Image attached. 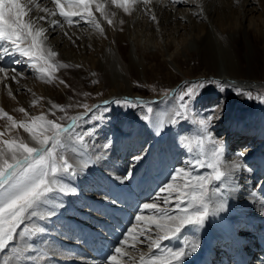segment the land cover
Returning a JSON list of instances; mask_svg holds the SVG:
<instances>
[{"label":"bare ground","instance_id":"bare-ground-1","mask_svg":"<svg viewBox=\"0 0 264 264\" xmlns=\"http://www.w3.org/2000/svg\"><path fill=\"white\" fill-rule=\"evenodd\" d=\"M218 1L220 0H160L159 2L158 0H147V2L145 0H130L127 5L130 12L125 13L123 8L116 7L112 0H95L90 9L93 16L87 19L99 23L100 29L89 23H87V27L77 29L76 26H85L86 22L81 20L78 24L69 25L63 17L59 16L52 0H30L28 7L31 9L30 18L35 21L34 30L41 28L45 30V36L42 37L43 55L53 65V68L50 77L41 79L42 74L38 73L25 57L19 54L13 55L10 52L0 57V64L4 68L15 70V72H8L7 76L0 73L1 104L9 116H12L18 124L27 120L31 121L32 118L41 115L50 120L54 112L61 109L60 103L63 102L68 106L75 102L80 104L86 101L87 84L90 78L93 79L91 70L105 84L116 86V90L112 94L107 93L104 98L102 96L100 99L102 103L105 99H109V95L116 98L124 99L127 97L133 101H142L146 96L133 90L132 75L140 76L143 73L145 77H148L149 70L146 63L144 64V60L147 62L152 58L158 61V55L163 49L158 48L156 51L150 50L149 52L146 48L143 51L140 41L132 39L129 32L131 33L142 25L153 32L159 26L172 34L188 29L190 23V29L194 33L188 44L186 38L178 40L177 43L171 40L166 43L168 51L173 46H177L174 47L175 51L173 50L175 53H171L170 56L177 57L175 61L178 62V68H180L183 76L189 75H185L183 63L180 62L179 56L186 53L190 61L193 57L199 56L205 66L203 68L207 74L206 77L221 80V82L231 87H237L239 90H250L256 96V91L264 89L260 75L258 76L259 72L262 74L264 63L257 64L254 62L255 59L251 61L249 59L251 52L244 51L241 48V42L244 43L245 37L250 36L252 43L261 42L264 44V23L257 20L259 22H255L253 26L252 20L246 18V14L255 12L257 9L264 11V0H237L241 5V12L244 11V15L241 16L243 19L240 18L239 24L235 25L231 24L229 20L230 7L226 8V5L229 4L223 5ZM63 2L67 10L68 0H63ZM181 2L189 6L188 14L187 9L184 10V13L178 11ZM199 2H201L202 8H200ZM95 3L105 5L106 15L95 10ZM41 8L50 9L57 14L47 15L40 10ZM202 10H206V15L204 12L201 13ZM36 13L38 16L35 17ZM178 13L182 15L178 16ZM154 15L155 20L152 19ZM42 16L45 17L43 21L38 19ZM185 16L189 19L184 24L187 20ZM50 17H55V21L63 26L53 27V24L49 22ZM72 19L79 20L80 18L73 17ZM109 19L112 21L111 24L108 23ZM244 19L246 20L245 23ZM56 28L57 32H55ZM83 28L92 30V32H88L89 35L95 34L97 36L95 37L96 43H94L96 48L89 47V44L83 46L81 42L85 34L84 31V33L81 32ZM75 30H78L77 37H80L81 40L78 42L76 37V43L71 39L76 35L71 34L69 36V33ZM98 32L100 34L105 33L104 37L100 38L101 35ZM22 46L28 47L30 42H25ZM85 50H90V52L85 54ZM49 51L54 52L55 56L49 58L47 55ZM141 53L144 55L142 60H140ZM81 54L85 59L81 57ZM80 57L82 60L79 59ZM157 64L163 67L161 73L165 67L170 76V84L174 89L183 83L184 78L181 73L167 67L168 63H160L159 61ZM246 64L248 65L246 66ZM27 73L29 76H26ZM13 76L16 77L15 80L12 79ZM49 78L51 82H47ZM71 79L78 82L83 97L80 95L81 92L77 91L78 88L74 89L69 86ZM61 81L66 83L65 86L62 85L64 83ZM257 96L259 97V95ZM167 101V96H159L149 114V119H145L146 123L144 124L147 127L145 130H147L148 137L152 138V141L147 152L139 156L142 159L138 160L136 159L138 156L132 155L138 147L129 146L126 149L125 156L131 161L130 164L122 160L116 161V158L109 161L108 157L110 155L116 157L117 142H120L121 139L124 141L130 131L134 130V126L127 122L128 119L135 118L136 120L142 114L139 110H132L134 112L131 113L124 112L121 117L115 111L113 112L112 117L118 119L120 123L117 127H112L111 131L114 134H111V139L114 140L108 144L106 149L99 147H106L104 144L96 145L93 143L97 149L94 152V150L86 149L77 139L69 138L67 133L63 134L62 138L70 149L69 159L76 174L65 175L60 179L68 186L74 187L75 193H53L55 198L43 205L39 211L43 213L55 208V215L44 220L37 216L21 225L17 231L20 232L27 228L31 237L29 238L27 234L18 235L12 242L13 246L17 248V252H12V247L5 249L1 253L0 264H102L107 253L114 250L115 244H117L115 247L123 246L122 252L127 249L126 254L121 259V264H125V262L127 264H141V254L147 257L154 252L161 256L162 260L167 261L170 256L169 249L179 250L181 247H190L193 242L198 244L197 250L184 256L181 264H236L238 258L232 257L229 254V249L233 247V242L238 240L234 231H238L237 228L240 225L248 226L251 234H247L246 231L247 235L239 238V241L253 248V251L260 252L258 249L261 250L264 244V204L261 207L264 201V185L260 184L257 189L253 188L254 180L248 168L257 167L260 164V169H264V156L258 154V148L254 145L261 139V143H259L263 146L260 149L264 148V109L258 111L249 104H240L238 100H234L226 107V114L231 115L233 120L226 119L222 127L216 132L220 133L217 142L223 146L224 153L234 145L239 147L237 151L232 152V156L223 159L225 167L239 165L237 168H232L230 180L221 185L224 192L222 197L224 209L215 216L209 217L204 227L185 226L177 238L162 241L160 249L153 248L150 250L147 243H137L135 245L136 250L132 251L130 248L131 241L125 242L122 239L127 235L126 231L130 228H135L137 231L145 229L147 220L141 222L134 220L132 225L130 222L133 217L139 214L138 210L140 209L146 215L151 214L149 210L143 209V204L151 202L153 198L161 194L163 186L166 188L168 183L173 182L170 177L174 175V170L188 167L190 161H194L202 155V152H207L210 149L209 141L204 134H200L198 131H195L194 137L198 140L204 137L203 149L199 145L191 148L187 143L189 132L188 125L185 123L189 117L177 118L178 122L173 124L174 113L178 105L172 108L168 107L164 105ZM96 103L98 104L99 101L97 100ZM22 108L25 109L24 114L20 111ZM72 113L74 115L69 117L70 120L75 117H84L87 111L78 109ZM242 123H245L242 127L247 129L249 133L236 135V127H240ZM251 126L257 127L256 132L251 130ZM157 129H160L159 134H157ZM15 130V136L21 137V140L22 137H25L31 145L34 144L29 132L20 127H16ZM14 138L16 139V137ZM247 139L250 140L252 146L243 150L242 146L244 143L247 144ZM124 150L125 147H123ZM241 152L244 153L242 158L239 156ZM86 161L88 163H85ZM193 171L194 174L208 176L211 170L206 169L205 171L203 168H196ZM139 173L140 181L137 180L138 183H136L139 185L140 182V187L143 190L137 196L134 193L129 195L124 188H129L136 193L137 187H132L131 183L134 182L135 176L138 177ZM105 176L108 177L107 180L104 179ZM125 176H130V178L120 179ZM176 183L183 185L186 183V178L178 177ZM58 187L59 185H57ZM177 191L179 189L174 190L172 195H176ZM105 196L109 199H105ZM209 196L212 206H215L221 199L211 192ZM140 197L145 201L142 206H140ZM61 201L63 207H56ZM248 204L253 205V209L246 212L241 208V205ZM249 217H252L250 222ZM37 227L44 229V231L36 233ZM151 235L153 239L157 236V231L154 228L151 230ZM252 235L260 236L258 245L254 244L256 238L252 239ZM29 244L32 245L31 248L28 247ZM251 245L253 246L251 247ZM211 246L221 247L220 250L223 254H219L218 251L216 252L215 249L211 248L213 253H217L214 256L215 254H212L211 251L208 252ZM40 253L46 257H41ZM253 256L250 255L247 260ZM32 257H39L40 260H34ZM220 257L222 260L219 259ZM240 259L243 258L240 257ZM87 260L92 262L88 263ZM258 264H264V261Z\"/></svg>","mask_w":264,"mask_h":264},{"label":"snow or ice","instance_id":"snow-or-ice-1","mask_svg":"<svg viewBox=\"0 0 264 264\" xmlns=\"http://www.w3.org/2000/svg\"><path fill=\"white\" fill-rule=\"evenodd\" d=\"M30 0H0V57L8 54H19L25 57L33 65L38 73H41V79L50 77L53 65L44 58L42 49V37L45 36L44 29L34 30L35 21L30 18L31 9L28 7ZM60 17H63L69 25L78 24L81 20L93 24L95 28L100 29L99 23L87 19L92 17L90 10L95 0H68L67 10L63 0H52ZM130 0H112V3L123 8L125 13H129L127 6ZM147 2V0H145ZM39 7V5H37ZM105 5L95 3V10L105 14ZM47 15H56L50 9L41 8ZM106 15V14H105ZM79 17V20L72 19ZM26 18H28L26 20ZM39 20H45V17H39ZM155 20V16L152 17ZM109 24L112 21L109 19ZM53 27L63 26L58 21L52 22ZM102 31V29H101ZM25 42H30V46L23 47ZM48 57H54L55 53L49 51ZM15 72L14 69H6L0 64V73L7 76L8 72ZM16 79L15 76L12 77ZM47 82H51L49 78ZM63 83V81H61ZM203 82H196L181 89L175 94L179 104L174 115L176 118H186L187 113L192 110V102L196 96L198 88H203ZM121 105L130 106L131 100L114 101ZM138 104L140 102H137ZM53 107H56L53 105ZM86 111L88 106L83 105ZM216 106L212 113L200 120L201 125H207L215 117ZM21 112L24 109H20ZM152 108H147V113H151ZM147 113L144 119H149ZM7 115V114H5ZM83 117L72 119L70 126H62L60 123L48 120L44 115L32 118L31 122H21L19 124L8 116L12 121V127L23 128L31 134L33 145L25 143L23 140H0V252L12 247V252H17V248L12 242L16 237L27 234L29 238L31 233L27 228L18 232L17 229L32 218L39 217L44 220L55 215V208L41 213V207L55 197L53 193L69 194L75 193V188L70 187L61 181L65 175H75L73 165L69 160L57 152L61 144V137L68 133L71 127H74L77 120ZM178 120L174 119L173 124ZM160 129H157L159 134ZM3 133H0L2 136ZM82 139V138H81ZM210 149L202 152L194 161H190L188 167L174 170V175L170 177L172 183H168L166 188L163 186L161 194L152 199L151 202L143 204L144 210H149L150 215L139 211L134 217L135 221L141 222L147 220L145 229L137 231L135 228L128 229L127 235L122 237L125 242L131 241L130 248L135 251L137 243H147L149 249H160L162 241L177 238L185 226L204 227L209 217L215 216L219 211L224 209L223 189L224 185L230 180L232 168L239 165L225 167L223 160V146L215 138L208 137ZM204 137L199 138L198 145L203 149ZM242 158L244 153H239ZM210 157V158H209ZM136 159H142L137 157ZM85 163H88L86 161ZM210 169L208 176L194 174V169ZM186 178V183L180 185L176 183L177 178ZM130 176L121 177V180L128 179ZM57 185L59 187L57 188ZM176 189V195L172 192ZM212 193L221 199L215 206H212L209 193ZM105 199H109L105 196ZM115 202V201H113ZM56 207H63L61 201ZM157 231L155 239L152 238L151 230ZM44 229L36 228V233H42ZM143 237V239H140ZM32 247L31 244L28 245ZM122 247H115L112 254L108 256L102 264H121V259L126 254L127 249L122 252ZM198 244L193 242L190 247H181L179 250H171L167 261L161 259V256L152 252L149 256L144 257L141 254V264H181L184 256L190 252H195ZM31 259V257H29ZM127 264V262H125Z\"/></svg>","mask_w":264,"mask_h":264},{"label":"rangeland","instance_id":"rangeland-1","mask_svg":"<svg viewBox=\"0 0 264 264\" xmlns=\"http://www.w3.org/2000/svg\"><path fill=\"white\" fill-rule=\"evenodd\" d=\"M159 1L160 0H158V2ZM218 2L222 3L223 5L229 4V5H226V8L230 7V12L228 15H229V20L231 22L230 21L229 22L231 24H234V25L239 24V21L241 20L240 18H242L241 16L244 15V11L241 12L242 9H240V7H241L240 3H238L237 0H226V1L220 0ZM200 3L201 2H199V5L201 6L200 8H202V4H200ZM191 5H193V4H191ZM252 7L256 8L255 6H252ZM186 9H187V11H186ZM188 9H189V6H186V4H184L182 2L179 3L178 11L180 10V11H183V13H184V10H185L188 14L189 13ZM203 12L205 14L206 10L201 11V13H203ZM177 15L180 16L182 14L178 13ZM34 16L35 17L38 16V13H36V15H34ZM197 16H200V14H197ZM185 18L187 20L184 22V24L187 23L189 17L185 16ZM246 18L248 20H252L253 26H254L255 22L257 23L260 21V22L264 23V11L257 9V10H255V12L252 11V12L246 14ZM257 20H259V21H257ZM53 21H55V17H50L49 22L52 23ZM245 21L246 20L244 19V23H245ZM190 26H191V23H190ZM190 26L188 29H185L184 31H179L177 33H172V34H169L168 31L163 30L159 26H158V29L154 30V32H153L152 30H148L145 26H142V25L140 27L136 28L135 30H133L134 31V32L132 31L133 33L129 32V36H131L132 39H135V41H138V42L140 41V46L143 48V51L146 48H147V50H149V52H150V50L156 51L158 48L163 49V51L161 53H159V55H158V61H155L152 58H150L151 60L150 59L147 60V62L144 60V64L146 63L147 68L149 70L148 77H145L143 73H141L140 76H138L137 74L132 75L133 90L140 92L143 95H145L146 96L145 99H143L142 101H133L132 99L127 98V97L122 99V98H116L115 96L109 95L110 96L109 99L108 98L105 99L104 103H102L100 100L102 98V96L104 98V96H106L107 93L112 94L116 90V86L113 84L112 85L105 84L100 78H97L96 73L93 72V70H91V74L93 76V79L91 80V78H90V80H89V78H88V80H89L88 84H87V82L85 83V85L87 84L86 94H85L86 95V101L82 102L83 104L82 103L78 104L75 102L73 104H69L68 106H66V104H64L63 102L60 103L61 109L59 111L54 112V114L50 120L58 122L62 126H66V127L68 125L70 126L72 124V120H70L69 117L71 115H74L72 112L76 111L78 109H85L83 107V105H87L89 110L87 111L86 115L83 117V119L77 120L76 125L74 127H71V130L67 134L69 135V138L77 139L79 142H81L84 145V147H86V149L94 150V152H96L97 149H96V146L93 145V143H95L96 145H100V144L103 145L104 144V145H106V147H104V146H99V147L101 149H106L108 144L112 140H114V139H111L112 135L114 134L111 131L112 127H117L120 123V121H118V119H114L112 117L114 114L113 113L114 111L120 117L122 116V113H124V112L125 113L126 112H128V113L134 112L132 110L141 111L142 114L136 120H135V118H133L135 121L133 119L132 120L128 119L129 121L127 123H130V125H132V126L134 124V127H133L134 130L130 131V134L128 136H126V139L124 141H123V139H121L120 142H117L118 149H119V146L122 148V149H120V152L116 153V155H115L116 157H114L113 155H110L108 157L109 161H111L112 159L114 160V158H116V161H119V162L122 160V158H124L122 161L130 164L131 161H129V158L127 157L128 158L127 159L125 156L126 149L129 146L132 147L131 145H128V144H130L131 142L132 143L135 142V140L131 141V140H129V138L140 137V141H137L138 143H140V149L137 148L139 151L135 150L132 153V155H134L136 153V151H138V153H137L138 157L141 156V154L143 155L145 152H147V148L149 147L148 145L152 141V138L148 137L147 130H145V129H147V127L144 125V123H146L144 116L147 113V108L151 107L153 110V108H154L153 105L155 104V102H157V98L161 95H162V97L167 96V99H168V101L165 102L164 105L171 107V108L175 107L176 105L179 104L178 99H176V97H175L176 93H179L181 91V89L186 88L188 85L194 84L196 82H203L204 83L203 88L197 89V92L199 93V95L196 96L195 100L192 102V110H190L187 113V117H189V118L185 120V123H187V125H188V132H189V137H188L187 143L191 146V148H195L198 145V139L194 137L195 131H198L200 134H204L207 140H208V137L210 135V137L215 138L216 141H219L220 133H216L217 130H219L222 127V125L224 124L226 119L233 120V118L231 119V115L229 116L226 114L227 113L226 107L229 104L233 103L234 100H238V102L242 105L243 104L244 105L249 104L253 109H257L258 111H262L264 109V89H259L258 91H256V96H255L250 90H248V91L243 90V89L239 90V88L231 87V86L227 85L226 83L221 82V80L214 79L211 77H206L207 74L204 72L205 66L201 62L200 57L199 56L193 57V59L190 61V60H188L189 57L187 56L186 53L185 54L182 53V55L179 56L180 62L183 63L182 67L185 71V75H189V76H183V73L179 70L180 68H178L179 67L178 66L179 64H177L178 62L175 61V59L177 57L175 58V56L174 57L170 56L171 53H175L174 47H177V46L176 45L173 46L172 48H170L171 50L169 49V51H168L167 47H166V43L169 40L177 43L178 40H184L186 38L187 44H188L189 39L192 37V35L194 33V31L192 29H190L191 28ZM79 27L85 28V27H87V23L85 24V26L79 25V26H76L75 28L78 29ZM84 28H83V30H81V32H83V31L85 32L83 41L80 40V37H77V33H79L78 30H75L73 32L71 31L69 33V36L71 34L72 35L74 34L76 36L74 38H71V37L70 38L74 40V43H76L77 41L75 39L77 37L78 42L81 41L83 43V46H85L86 44L87 45L89 44V47L96 48L95 47L96 45L94 43H96L95 40H97V39L95 37H97V36L95 34L89 35L88 32H92V30H86ZM55 32H57V28H56ZM98 33L100 34V32H98ZM100 35H101V36H99L100 38L104 37L105 33L100 34ZM263 45L264 44L263 43L261 44V42L252 43V41H250V36L245 37L244 43L241 42V48H243L244 51L247 50L248 53L251 52V55H250L251 57L249 59H251V61H253L255 59L254 62H256L257 64H263L264 63V51H263L264 46ZM42 48H43V46H42ZM183 49H181V52H183ZM88 51L90 52V50H85V54H87ZM81 57H82V54H81ZM81 57L79 59H81V60H82V58L85 59V57H82V58ZM140 57H141L140 60H142V58L144 57L143 53H141ZM72 59L74 61H76L74 58H72ZM159 61H160V63H168L167 67H170V68L174 69L175 71L181 73V76L184 78L183 83L179 84L177 86V88H175L176 90L174 89L172 84H170V76L167 74L168 72H166L167 70L165 69V67H164V71L161 73V71L163 70V67L160 66L159 64H157ZM247 65L248 64H246V66ZM140 67L142 68V66H140ZM26 76H29V74L27 73ZM258 76L260 77V80L262 81L261 84L264 85V77H263L264 76V69L262 70V74L259 72ZM21 79H23V78H21ZM77 83L78 82H76L74 79H71L69 82V86L73 87L74 89L78 88L77 91L81 92ZM65 84L66 83H64L62 85L65 86ZM233 86H235V85H233ZM55 88H57V87H55ZM80 95H81V97H83L82 92L80 93ZM234 95H237V96H234ZM257 95H259V97ZM202 97H204V98H202ZM1 99L2 98H0V113H1V116H0V133H3V135L0 136V140H7V139L12 140V139H15L14 137H16V140H19L21 137L18 138L17 136H15L14 133L16 131L15 130L16 127L13 128L12 127V121L8 120L9 114H8V112H6L4 110V108L1 104ZM97 100L99 101L98 104L96 103ZM125 100H131V101H133V104L130 106H126V105H121L120 103H114V101H125ZM137 102H140V103L138 104ZM218 105H219V108H216L215 117L211 120V122L207 125H201L200 120L202 118L210 115L212 113V110ZM22 109H24V108H22ZM24 112H25V109L22 112V114H24ZM5 114H7V115H5ZM149 114L150 113H147L148 117H149ZM174 119H177V118L174 117L173 120ZM13 120L15 121L14 118H13ZM143 121H144V123H143ZM24 122L30 123L31 121L27 120ZM16 123L18 124V122H16ZM243 124H245V123L240 124V127H236V132H237L236 135H238V134L242 135L245 132L249 133L247 129L242 127ZM251 130L252 131L254 130L256 132L257 127L251 126ZM251 133L254 135L253 132H251ZM24 138L25 137H22V140L25 143L30 144V146H31V143L26 138L24 140ZM248 138H249V134H248ZM250 138H251V136H250ZM247 140H248V141H246L247 144L244 143V145L242 146L243 150H245V148H250V146H252V144H250L251 142H249L250 140L249 139H247ZM145 141H147V142H145ZM260 141H261V139H260ZM260 141L256 142V144H254V145L256 146V148H258V151H257L258 154L264 156V148L260 149V147L263 146L260 144L261 143ZM66 145H67V143L61 137V144L57 148V152L60 155H63L64 157H66L69 160V162L72 164L71 160L69 159V150L70 149H69L68 145L67 146ZM237 146L238 145H236V146L234 145V146L230 147V149H227L223 155V159L230 157V155L232 154L233 151H237V149L239 148ZM123 147H125L124 151H123ZM94 156H95V154H94ZM134 157H137V155H135ZM248 169H250V173L252 174V178L254 180L253 185H252L253 188L257 189L260 186V184L264 185V169L263 170L260 169V164L257 167L251 166ZM205 171H206V169H205ZM138 177L135 176L134 182L131 183L132 187L140 188V182H139V185L137 184L138 181H140V173H139ZM104 179L107 180L108 177L105 176ZM124 189L126 192L129 193V195H132L134 193L129 188H124ZM263 204H264V201L262 202L261 207ZM258 213H261V212L258 211ZM134 220L135 219L133 217L132 221L130 222V225H132L134 223ZM246 227L250 231V229L246 225H240L237 228V230L242 233L241 235H246V233H245ZM211 248L215 249L216 252H217V249H222L221 247L211 246L209 248L208 252L211 251L212 254H215L214 256H216L217 253L216 252L213 253V251L210 250ZM258 251H261V250L258 249ZM1 253L2 252H0V260H1ZM40 256L43 258L46 257V256L42 255L41 253H40ZM32 259L40 260L39 257H32Z\"/></svg>","mask_w":264,"mask_h":264}]
</instances>
